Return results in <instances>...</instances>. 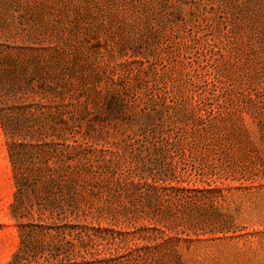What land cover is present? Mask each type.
I'll return each instance as SVG.
<instances>
[{
	"label": "rangeland",
	"instance_id": "1",
	"mask_svg": "<svg viewBox=\"0 0 264 264\" xmlns=\"http://www.w3.org/2000/svg\"><path fill=\"white\" fill-rule=\"evenodd\" d=\"M5 4L25 76L0 101L33 105L45 149L65 147L45 156L61 257L264 264V0ZM15 190L0 120V264L21 247Z\"/></svg>",
	"mask_w": 264,
	"mask_h": 264
},
{
	"label": "trees",
	"instance_id": "2",
	"mask_svg": "<svg viewBox=\"0 0 264 264\" xmlns=\"http://www.w3.org/2000/svg\"><path fill=\"white\" fill-rule=\"evenodd\" d=\"M8 11L5 0H0V88L2 83L7 81L15 82L21 77L24 80L25 71L18 70V54L15 53L12 43L9 41ZM21 88L16 86V92ZM9 90V89H7ZM10 91V90H9ZM15 92V93H16ZM17 100L15 108H6V103L0 101V120L4 131L7 153L13 167L15 193L14 201L11 204V215L15 220L21 238V247L12 256L7 264H69L68 257H61L62 251L59 240L65 239L66 233L63 226H60L63 219L59 222L53 219V215L59 205L54 202L55 192H52L54 180H50L55 173L48 166L46 154L57 155L62 160L64 149L52 148L45 144V139L41 133L33 131V127L38 124V117L32 111L31 104ZM5 105V106H2ZM59 115V123L67 126L66 119ZM41 127L39 126V129ZM53 157V156H52ZM28 161L31 163L29 168V181L26 175H23ZM27 167L22 172L23 165ZM27 173V174H28ZM76 176L72 179L74 190L70 197L72 204L80 201L79 192V169L75 172ZM63 173L61 177H63ZM66 183V181H64ZM60 189V188H59ZM29 192L33 199H29ZM51 196V197H49ZM48 198V199H47ZM34 208H36L37 217H34ZM48 211V213H45ZM47 220H50L49 224ZM36 237L37 245L30 248L29 238Z\"/></svg>",
	"mask_w": 264,
	"mask_h": 264
}]
</instances>
